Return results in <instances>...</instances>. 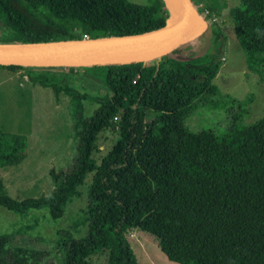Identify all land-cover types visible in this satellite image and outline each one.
I'll list each match as a JSON object with an SVG mask.
<instances>
[{
	"label": "trees",
	"instance_id": "1",
	"mask_svg": "<svg viewBox=\"0 0 264 264\" xmlns=\"http://www.w3.org/2000/svg\"><path fill=\"white\" fill-rule=\"evenodd\" d=\"M187 2L204 22V14ZM147 4L155 11L127 0H0V46L125 37L163 28L168 23L163 0ZM206 11L217 15L219 7L211 4ZM228 17L247 71L259 72L264 0H238ZM207 30L203 52L190 48L189 41L148 62L0 65L22 71L32 86L49 89L55 99L67 96L77 106L75 154L66 169L50 170L53 190L15 201L0 180V207L15 214L46 208L59 218L65 201L78 196L77 187L92 175L85 238L57 245L48 257L12 248L10 239L0 236V264H92L99 253L106 264H140L126 237L131 230L149 235L176 264H264V116L248 127L232 120L222 136L192 133L182 123L194 101L216 93L212 81L224 38L212 25ZM88 82L96 84L94 92ZM81 101L96 105L91 115L83 117ZM109 128L116 138L96 165L93 143ZM24 149L22 135L0 130V170L20 165Z\"/></svg>",
	"mask_w": 264,
	"mask_h": 264
},
{
	"label": "rangeland",
	"instance_id": "2",
	"mask_svg": "<svg viewBox=\"0 0 264 264\" xmlns=\"http://www.w3.org/2000/svg\"><path fill=\"white\" fill-rule=\"evenodd\" d=\"M127 1L150 13L155 11L147 0ZM190 1L193 9L205 16L204 28L190 40V48L203 52L209 41L210 25L220 31L224 40L219 48L220 67L212 81L216 93L192 103L189 114L182 120L183 127L192 133L209 131L222 136L230 131L232 120L240 126H251L264 116V68L256 73L246 69L244 54L228 17L229 9L238 0ZM214 2L219 7L217 15L206 11ZM30 12L40 18L39 14ZM86 86L95 91V83L88 82ZM80 105L83 117L91 115L96 107L88 101H81ZM76 108L69 97L60 94L55 99L49 89L32 86L22 71L0 69V130L25 139V158L20 165L0 170V180L8 197L15 201L36 199L53 190L50 170L66 169L75 154L72 118ZM115 138L116 132L111 128L96 135L91 151L96 165L109 152ZM91 176L77 187L78 196L65 201L59 218L53 219L46 208L15 214L0 207V236H7L12 248L41 251L48 257L57 245L85 238L88 224L85 208ZM126 237L140 264H176L165 258L149 235L131 230ZM105 258V254L99 253L92 258V264H106Z\"/></svg>",
	"mask_w": 264,
	"mask_h": 264
},
{
	"label": "water",
	"instance_id": "3",
	"mask_svg": "<svg viewBox=\"0 0 264 264\" xmlns=\"http://www.w3.org/2000/svg\"><path fill=\"white\" fill-rule=\"evenodd\" d=\"M163 2L168 23L161 29L125 37L0 46V65L84 67L156 60L194 39L204 28V22L190 8L187 0Z\"/></svg>",
	"mask_w": 264,
	"mask_h": 264
}]
</instances>
